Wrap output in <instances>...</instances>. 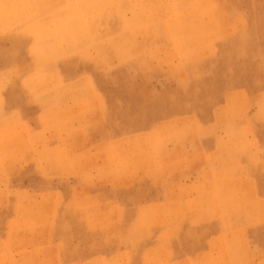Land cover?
Segmentation results:
<instances>
[{
  "label": "rangeland",
  "instance_id": "374dc122",
  "mask_svg": "<svg viewBox=\"0 0 264 264\" xmlns=\"http://www.w3.org/2000/svg\"><path fill=\"white\" fill-rule=\"evenodd\" d=\"M4 131L0 264H264V0H0Z\"/></svg>",
  "mask_w": 264,
  "mask_h": 264
},
{
  "label": "bare ground",
  "instance_id": "6f19581e",
  "mask_svg": "<svg viewBox=\"0 0 264 264\" xmlns=\"http://www.w3.org/2000/svg\"><path fill=\"white\" fill-rule=\"evenodd\" d=\"M54 1V0H53ZM40 3V2H39ZM38 3V4H39ZM159 4H160V2H158ZM217 3V2H216ZM155 4H157V3H155ZM45 6V5H44ZM173 6V5H172ZM116 7H117V5H116ZM158 7V6H157ZM174 7V6H173ZM39 8H41V7H39ZM118 8V7H117ZM179 8V7H178ZM113 9V8H112ZM158 9H159V7H158ZM168 9V8H167ZM114 10V9H113ZM119 11V10H118ZM159 11V10H158ZM166 11V10H165ZM174 12V11H173ZM160 13V12H159ZM104 14V13H103ZM103 14H102V16H103ZM167 15V14H166ZM5 17V16H4ZM169 17V16H168ZM9 18V17H8ZM13 18V17H12ZM12 18H9L8 20H12ZM99 18H101V17H99ZM170 18V17H169ZM13 19H15V18H13ZM171 19V18H170ZM79 22V21H78ZM19 23V22H18ZM96 23H97V21H96ZM192 25V24H191ZM59 26V25H58ZM101 26V25H100ZM98 27V26H97ZM75 29V28H74ZM102 29V28H101ZM143 30V29H142ZM129 31V30H128ZM131 31V30H130ZM140 31V30H139ZM171 31V30H170ZM142 32V31H141ZM147 32H149V31H147ZM172 32V31H171ZM181 32V31H180ZM6 33V32H5ZM73 33V32H72ZM140 32H138L137 34H139ZM184 33V32H183ZM79 34V33H78ZM156 34H157V32H156ZM178 34H180V33H178ZM160 35V34H159ZM180 35H182V34H180ZM185 35V34H184ZM172 36V35H171ZM187 36V35H186ZM68 37V36H67ZM141 37V36H140ZM145 37V36H144ZM147 37V36H146ZM177 37V36H176ZM139 38V37H138ZM174 38V37H173ZM189 38V37H188ZM60 39V38H59ZM141 39H142V37H141ZM148 39V38H147ZM186 39V38H185ZM70 40V39H69ZM74 40V39H73ZM72 40V41H73ZM137 40V39H136ZM146 40V39H145ZM173 40V39H172ZM183 40H184V38H183ZM88 41V40H87ZM105 41V40H104ZM139 41V40H138ZM147 41V40H146ZM145 41V42H146ZM61 42V41H60ZM103 42V41H102ZM130 42V41H129ZM128 42V43H129ZM141 42V41H140ZM144 42V41H143ZM65 43V42H64ZM137 43H139V42H137ZM152 43V42H151ZM183 43V42H182ZM59 44V43H58ZM82 44V43H81ZM132 44V43H131ZM184 44V43H183ZM60 45H61V43H60ZM99 45V44H98ZM122 45V44H121ZM127 45V44H126ZM185 45V44H184ZM104 46H105V44H104ZM133 46V45H132ZM136 46V45H135ZM135 46H134V48H135ZM140 46V45H139ZM176 46V45H175ZM179 46V45H178ZM188 46V45H187ZM99 47V46H98ZM114 47V46H113ZM181 47V46H180ZM66 48V47H65ZM79 48V47H78ZM84 48H85V46H84ZM105 48V47H104ZM129 48H131V47H129ZM137 49H138V46L136 47ZM63 49V48H62ZM79 49H81V48H79ZM113 49V48H112ZM126 49V48H125ZM133 49V48H132ZM142 49V48H141ZM99 50V49H98ZM101 50H103V49H101ZM108 50V49H107ZM58 51V50H57ZM66 51V50H65ZM85 51V50H84ZM89 51V50H88ZM113 51V50H112ZM111 51V52H112ZM134 51V50H133ZM67 52V51H66ZM99 52V51H98ZM135 52H138L137 50L135 51ZM144 52V51H143ZM59 53H61V52H59ZM71 53V52H70ZM115 53H117V51L115 52ZM123 53V52H122ZM130 53V52H129ZM69 54V53H68ZM88 54V53H87ZM135 54V53H134ZM146 54V53H145ZM88 57V56H87ZM135 58V57H134ZM89 59V58H88ZM96 61V60H95ZM4 63V62H3ZM70 66V65H69ZM63 67H65V66H63ZM14 68V67H13ZM70 69V68H69ZM71 70V69H70ZM39 73V72H38ZM35 75V74H34ZM36 75H38V74H36ZM32 76H33V74H32ZM38 76H40V75H38ZM33 78L31 77V80H32ZM62 82V81H61ZM36 84V83H35ZM38 84V83H37ZM60 84V83H59ZM62 84V83H61ZM76 84V83H75ZM49 86V85H48ZM36 90V89H35ZM46 89H44V91H45ZM57 90V89H56ZM26 91V90H25ZM44 93V92H43ZM52 93H54L53 92V90H52ZM56 93H57V91H56ZM62 93V92H61ZM88 93H89V91H88ZM87 94V93H86ZM53 95V94H52ZM33 96V95H32ZM51 96V95H50ZM60 96V95H59ZM58 96V97H59ZM63 96V95H62ZM87 96H88V94H87ZM64 97V96H63ZM66 97V96H65ZM52 98V97H51ZM54 98V97H53ZM57 98V97H56ZM60 98H62V97H60ZM47 99V98H46ZM83 99H84V97H83ZM78 100V99H77ZM45 101V100H44ZM50 101H52V99L50 100ZM79 101V100H78ZM82 101V100H81ZM61 102V101H60ZM68 103V102H67ZM82 103V102H81ZM42 107H43V105H42ZM41 108V107H40ZM55 109V108H54ZM59 109V108H58ZM45 110V109H44ZM51 111H52V109H51ZM54 111V110H53ZM55 111H56V109H55ZM59 111V110H58ZM57 111V112H58ZM64 113H65V111H63ZM59 114H62L61 112L60 113H58V115ZM54 115V114H53ZM56 116V115H55ZM54 116V117H55ZM63 116V115H62ZM66 116V115H65ZM2 117V116H1ZM58 118H60L61 116H57ZM56 117V118H57ZM53 119V118H52ZM4 123H6V122H4ZM5 125V124H4ZM8 127H9V125H8ZM15 127H17V125L15 126ZM12 128V127H11ZM18 128V127H17ZM9 129H10V127H9ZM20 129V128H19ZM19 129H18V131H19ZM8 130V129H7ZM2 131V130H1ZM9 131V130H8ZM17 131V130H16ZM21 131V130H20ZM19 131V132H20ZM3 133H6V131H4V132H0V134H3ZM16 133V132H15ZM18 133V132H17ZM20 136V139H22V137H21V134H19ZM2 136V135H1ZM15 136H16V134L14 135V138H15ZM23 136V135H22ZM1 138V137H0ZM16 139V138H15ZM24 139V138H23ZM9 140V139H8ZM18 140V139H17ZM32 140H33V138H32ZM35 140V139H34ZM13 141H14V139H13ZM36 141V140H35ZM42 141V140H41ZM158 142V141H157ZM24 144H26L25 143V140H24ZM37 144V143H36ZM44 146V145H43ZM35 147H36V145H35ZM17 148V147H16ZM18 148L19 149H21L20 148V146H18ZM17 148V149H18ZM139 148V147H138ZM161 150V149H160ZM1 151V150H0ZM29 151V150H28ZM2 152V151H1ZM16 152V151H15ZM28 153H31V152H28ZM33 153V152H32ZM4 154V153H3ZM18 154V153H17ZM20 154V153H19ZM160 154V153H159ZM6 155V154H5ZM10 156V155H9ZM1 157H2V155H1ZM0 157V158H1ZM7 157L6 156H4V159H6ZM109 159V158H108ZM117 159V158H116ZM4 160L2 159V162H3ZM1 162V163H2ZM112 163V162H111ZM116 165H118V164H116ZM160 168V167H159ZM10 176V175H9ZM15 191V190H14ZM262 198V197H261ZM237 201V200H236ZM107 202V201H106ZM237 203V202H236ZM241 205V204H240ZM28 207V206H27ZM249 207V206H248ZM23 208V207H22ZM21 209V208H20ZM49 208H47V210H48ZM54 209V208H53ZM247 209H250V207L249 208H247L246 207V210ZM129 210V209H128ZM35 211V210H34ZM80 211V210H79ZM37 212V211H36ZM53 212V211H52ZM27 213V212H26ZM49 213V212H48ZM51 213V212H50ZM253 214V213H252ZM35 215V214H34ZM30 216V215H29ZM255 216V215H254ZM28 220V219H27ZM178 220V219H177ZM179 220H180V218H179ZM121 228V227H120ZM247 236V235H246ZM121 237V236H120ZM123 238V237H122ZM18 241V240H17ZM233 241V240H232ZM94 244V243H93ZM233 245V244H232ZM253 245V244H252ZM227 247V246H226ZM235 253V252H234ZM200 254V253H199ZM11 255V254H10ZM110 255V254H109ZM65 256V255H64ZM169 259V258H168ZM239 259H241V258H239ZM242 260V259H241ZM234 262V261H233Z\"/></svg>",
  "mask_w": 264,
  "mask_h": 264
}]
</instances>
